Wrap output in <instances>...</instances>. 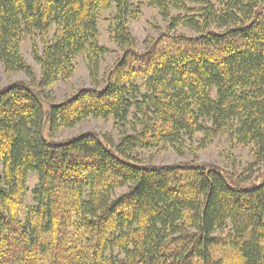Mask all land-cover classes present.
Here are the masks:
<instances>
[{
    "label": "trees",
    "instance_id": "obj_1",
    "mask_svg": "<svg viewBox=\"0 0 264 264\" xmlns=\"http://www.w3.org/2000/svg\"><path fill=\"white\" fill-rule=\"evenodd\" d=\"M147 3L166 28L139 51L132 0H0V63L27 78L0 86V264H264V172L244 175L264 164V0ZM110 9L120 56L100 86L109 51L98 21ZM78 56L92 86L52 101ZM88 118L131 132L53 140ZM224 132L251 146L241 174L136 157L150 141L202 134L204 148ZM30 175L33 206L21 220Z\"/></svg>",
    "mask_w": 264,
    "mask_h": 264
},
{
    "label": "rangeland",
    "instance_id": "obj_2",
    "mask_svg": "<svg viewBox=\"0 0 264 264\" xmlns=\"http://www.w3.org/2000/svg\"><path fill=\"white\" fill-rule=\"evenodd\" d=\"M132 2L138 13L135 14L134 20L130 22V31L135 37L137 49L142 51L146 48L147 42L150 39L153 37L157 38L160 33L165 31L166 24L161 19L159 12L148 5L147 0H132ZM113 15V9L101 11L99 14V43L109 51L100 61V86L103 85V74L109 71L120 56L118 47L109 38L108 33L110 19ZM177 32L190 34V31L184 28H178ZM21 51L27 63L34 69L36 77H38L40 75V69L32 58L28 39L22 42ZM74 65L75 72L72 77L66 81L58 82L51 89L52 101L58 103L73 95L76 91L83 88H90L92 86L85 58L82 56L76 57ZM24 79L27 78L23 73H14L10 76H6L0 63V86H4L11 81ZM134 83L133 85L139 86L143 93V82L141 80H135ZM43 107L46 111L47 105L44 102ZM87 132H95L98 135H107L115 142L118 141L123 133H130L131 128L129 125H126L124 128H119L114 125L111 118L106 120L88 118L75 124L72 128L60 129L53 136V140L62 141ZM43 137L49 140L48 121L46 119L44 121ZM201 139L202 134H194L191 138L180 137L177 142L173 143H166L163 139H158L152 142L150 141L149 143H152L150 144V147L138 150L136 157L142 164H152L157 166L187 161L208 165L211 164L237 175L243 173L244 169L252 162L251 146L242 147L238 145L236 140L231 137L228 132L218 135L205 145L204 148H200ZM260 172H264V164L259 167V170L255 169L244 175L254 178ZM36 185L37 177L35 175H30L27 179V192H25L22 200V206L17 210V217L21 220L26 216V209L33 206L30 192L36 187ZM124 190H126V188L119 189L115 194H119Z\"/></svg>",
    "mask_w": 264,
    "mask_h": 264
}]
</instances>
